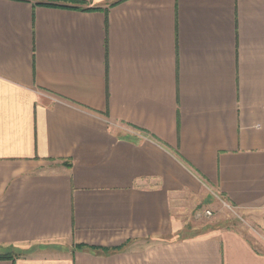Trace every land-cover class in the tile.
<instances>
[{"label":"crops","instance_id":"1","mask_svg":"<svg viewBox=\"0 0 264 264\" xmlns=\"http://www.w3.org/2000/svg\"><path fill=\"white\" fill-rule=\"evenodd\" d=\"M216 198L264 222V0H0V264H264Z\"/></svg>","mask_w":264,"mask_h":264},{"label":"rangeland","instance_id":"2","mask_svg":"<svg viewBox=\"0 0 264 264\" xmlns=\"http://www.w3.org/2000/svg\"><path fill=\"white\" fill-rule=\"evenodd\" d=\"M217 200V198L215 199ZM184 205V204H183ZM207 205L203 210L197 211L194 217H185L182 220L186 223L185 234L181 237L193 236L208 233L217 227H230L236 231L243 233L248 239L256 241L264 240V222L260 223L259 218H253L240 212L226 200L220 198L217 203L206 202ZM210 210L212 215H205V211ZM180 237V238H181ZM14 254V250L10 249L3 254Z\"/></svg>","mask_w":264,"mask_h":264},{"label":"trees","instance_id":"3","mask_svg":"<svg viewBox=\"0 0 264 264\" xmlns=\"http://www.w3.org/2000/svg\"><path fill=\"white\" fill-rule=\"evenodd\" d=\"M22 256V253H12V254H3L0 255V259L8 258V259H16Z\"/></svg>","mask_w":264,"mask_h":264},{"label":"built area","instance_id":"4","mask_svg":"<svg viewBox=\"0 0 264 264\" xmlns=\"http://www.w3.org/2000/svg\"><path fill=\"white\" fill-rule=\"evenodd\" d=\"M205 215L210 216V215H212V212L210 210H206Z\"/></svg>","mask_w":264,"mask_h":264}]
</instances>
